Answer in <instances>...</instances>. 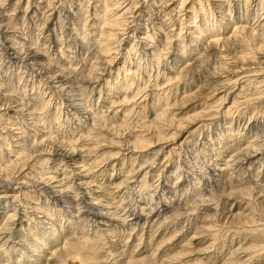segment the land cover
Wrapping results in <instances>:
<instances>
[{"label":"clouds","instance_id":"1","mask_svg":"<svg viewBox=\"0 0 264 264\" xmlns=\"http://www.w3.org/2000/svg\"><path fill=\"white\" fill-rule=\"evenodd\" d=\"M0 264H264V0H0Z\"/></svg>","mask_w":264,"mask_h":264}]
</instances>
